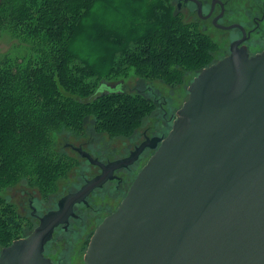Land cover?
<instances>
[{"label":"water","instance_id":"95a60500","mask_svg":"<svg viewBox=\"0 0 264 264\" xmlns=\"http://www.w3.org/2000/svg\"><path fill=\"white\" fill-rule=\"evenodd\" d=\"M189 1L201 18L216 3L205 14ZM219 3L213 24L243 36L194 77L172 128L92 234L85 264H264V51L249 53L241 23L218 21ZM103 180L62 197L0 250V264H53L44 250L56 226Z\"/></svg>","mask_w":264,"mask_h":264},{"label":"trees","instance_id":"16d2710c","mask_svg":"<svg viewBox=\"0 0 264 264\" xmlns=\"http://www.w3.org/2000/svg\"><path fill=\"white\" fill-rule=\"evenodd\" d=\"M3 31L26 47L0 58L2 248L18 238L15 208L3 191L26 183L49 192L74 163L56 148L57 132L81 135L91 126L130 137L156 109L140 91L103 82L95 88L88 78L107 81L133 68L141 79L175 86L224 57L174 0H0Z\"/></svg>","mask_w":264,"mask_h":264},{"label":"rangeland","instance_id":"374dc122","mask_svg":"<svg viewBox=\"0 0 264 264\" xmlns=\"http://www.w3.org/2000/svg\"><path fill=\"white\" fill-rule=\"evenodd\" d=\"M203 12L208 13L212 0H203ZM226 15L223 18V23L240 22L247 28L252 27L254 23L251 17L254 14L263 15L264 0H226ZM184 3V4H183ZM179 3V0H174V4L180 9L187 21H196L200 27L205 29L213 42L218 44L216 56H225L229 53V46L233 39L240 36L241 32L238 29L223 30L217 28L211 23V19H204L199 17L196 11V5L193 2ZM180 4V5H179ZM250 50L256 53L258 50H264V19L260 22V28L254 32L252 40L250 41ZM25 43L21 42L14 36L13 33L3 31L0 34V58L8 55H17L25 51ZM192 76V75H190ZM88 80L93 83V87L101 84L118 87L120 89L129 90L131 92H142L152 98L156 103L155 111L147 116L141 129L146 130L148 124H153L157 118L166 117L165 123L162 124V118L157 126H154L155 132L162 133L166 136L173 125V120L177 110L188 99V87L192 82L190 77L184 83L175 86L169 85L161 79H154L148 81L141 79L140 76L131 68L127 76L120 73L119 76L112 77V79L104 81L101 78L92 76ZM104 86L101 87V90ZM150 88V89H149ZM152 88V90H151ZM158 107V109H157ZM140 129V128H139ZM56 148L60 151L66 152L68 155L74 157V163L65 176H61L56 181V186L53 190L42 192L37 187L29 186L26 183H17L3 191L5 198L14 205L15 217L12 225L14 235L18 238L28 235L37 225L38 219L32 215L33 208L30 205V199H33V205L36 206L35 214L42 215L49 209L56 207L57 200L70 188H76L83 180L85 174H93L97 168L90 164L89 161L80 155V152L73 150L71 147L65 145L66 143H73L79 145L85 144V147L93 154L104 155V146L113 150L115 155L121 154L124 146L130 144L132 137L127 136H110L108 133L95 132L93 127L89 126L86 133L78 135L69 131H60L55 134ZM133 139V138H132ZM17 239V238H16ZM2 247L0 246V250ZM84 252L82 254V260ZM84 263V262H83Z\"/></svg>","mask_w":264,"mask_h":264},{"label":"flooded vegetation","instance_id":"af4514ba","mask_svg":"<svg viewBox=\"0 0 264 264\" xmlns=\"http://www.w3.org/2000/svg\"><path fill=\"white\" fill-rule=\"evenodd\" d=\"M215 1L216 3L212 15L208 18H204L211 19L212 24L213 17L218 15L222 10V6L219 3V0ZM221 1L224 4V14L218 21L222 24H227L223 23V18L226 15L227 2L226 0ZM179 3H183V0H179ZM210 9L211 5L209 10ZM263 19L264 11L261 17L257 14H254L251 17V21L252 23H254L252 27L247 28L244 24L241 23L248 34L250 32L249 37L244 41V44L247 46L248 51L251 55L262 52L260 50H258L256 53L251 52L250 41L252 40L254 32H256L260 28V22ZM233 29L240 30L241 34L232 41L243 36V32L240 28ZM146 127V130L141 129L142 127H140L135 135L130 136L133 138L130 139L131 143L126 144V147L124 146V149L119 155H115V152L113 150L111 151V149L108 150L109 147L107 146H104V155L101 156V154H93L90 150H88L89 148L87 149L85 147V144H67V146L71 147L73 150L80 152V155H82L84 159L89 161L91 165L96 167L97 171L93 174H85L80 184L76 188H70L69 190L64 192V194L57 200L56 207L52 209H58L59 200L62 197L71 193L78 192L87 183L92 182L96 178L98 179L102 176L104 177V180L90 189L82 198V200L75 202L73 205L72 213L69 215L68 219L56 226L53 236L46 243L44 250L45 256L49 257L53 264H85V253L95 229L109 214L114 212L119 207L138 172L154 153L156 147L155 139L159 136H163L160 132L156 133L154 130V126H152L151 124H148ZM88 155H90L95 161L89 159ZM119 160L126 161V163L122 164L119 162ZM33 201V199H30V205L33 208L32 215H34L38 219V225L40 223L41 216L52 209L47 210L42 215L35 214L36 206L33 205ZM83 252L84 257L82 260Z\"/></svg>","mask_w":264,"mask_h":264}]
</instances>
